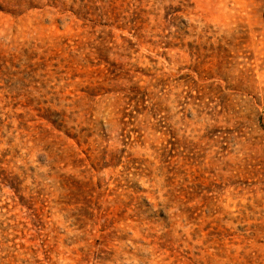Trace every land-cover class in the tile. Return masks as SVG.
Returning <instances> with one entry per match:
<instances>
[{
	"label": "rangeland",
	"instance_id": "1",
	"mask_svg": "<svg viewBox=\"0 0 264 264\" xmlns=\"http://www.w3.org/2000/svg\"><path fill=\"white\" fill-rule=\"evenodd\" d=\"M0 264H264V0H0Z\"/></svg>",
	"mask_w": 264,
	"mask_h": 264
},
{
	"label": "trees",
	"instance_id": "2",
	"mask_svg": "<svg viewBox=\"0 0 264 264\" xmlns=\"http://www.w3.org/2000/svg\"><path fill=\"white\" fill-rule=\"evenodd\" d=\"M111 4V3H110ZM111 9V8H110ZM115 10L116 9H111L108 13H107V15L110 17V16H112L113 14H114V12H115Z\"/></svg>",
	"mask_w": 264,
	"mask_h": 264
}]
</instances>
